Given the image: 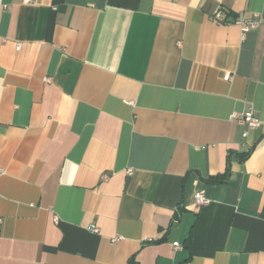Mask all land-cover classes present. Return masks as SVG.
Wrapping results in <instances>:
<instances>
[{"label":"crops","instance_id":"1","mask_svg":"<svg viewBox=\"0 0 264 264\" xmlns=\"http://www.w3.org/2000/svg\"><path fill=\"white\" fill-rule=\"evenodd\" d=\"M0 167V264H264V0H1Z\"/></svg>","mask_w":264,"mask_h":264},{"label":"built area","instance_id":"2","mask_svg":"<svg viewBox=\"0 0 264 264\" xmlns=\"http://www.w3.org/2000/svg\"><path fill=\"white\" fill-rule=\"evenodd\" d=\"M29 1V0H27ZM1 2V0H0ZM210 19L218 24H236L240 27L242 35L244 36L246 33L256 28L259 24V21L253 17H247L245 15L238 17H231L229 11L222 5L218 6L216 10L210 14ZM19 44V48H20ZM227 78H231L230 74L226 75ZM232 119H236L240 123L246 124L248 127H258L261 124V119L258 117L253 109H249L247 111H235L231 115ZM248 135V131L244 132V136ZM5 171L0 167V175H2ZM132 172V169H129V173ZM196 201L198 205H203L207 202V198L203 193L198 192L196 194ZM55 221L58 222V216H55ZM2 223V218L0 217V227ZM90 229L94 232H99V228L96 225H91ZM176 248H181V244L179 242H174Z\"/></svg>","mask_w":264,"mask_h":264},{"label":"trees","instance_id":"3","mask_svg":"<svg viewBox=\"0 0 264 264\" xmlns=\"http://www.w3.org/2000/svg\"><path fill=\"white\" fill-rule=\"evenodd\" d=\"M247 156H249V153H246L244 158H246ZM228 171L229 169L222 175H218L216 177H214L213 179H209V181L211 182H224L225 180H227V177H228Z\"/></svg>","mask_w":264,"mask_h":264}]
</instances>
